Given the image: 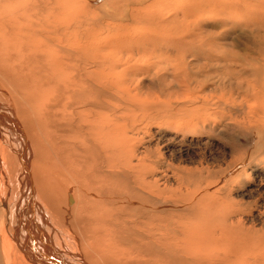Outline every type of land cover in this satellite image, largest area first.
Returning a JSON list of instances; mask_svg holds the SVG:
<instances>
[{
	"label": "rangeland",
	"instance_id": "374dc122",
	"mask_svg": "<svg viewBox=\"0 0 264 264\" xmlns=\"http://www.w3.org/2000/svg\"><path fill=\"white\" fill-rule=\"evenodd\" d=\"M49 2L105 83L110 163L168 200L191 262L264 264V0Z\"/></svg>",
	"mask_w": 264,
	"mask_h": 264
},
{
	"label": "bare ground",
	"instance_id": "6f19581e",
	"mask_svg": "<svg viewBox=\"0 0 264 264\" xmlns=\"http://www.w3.org/2000/svg\"><path fill=\"white\" fill-rule=\"evenodd\" d=\"M48 3L0 0L1 263L193 264L168 200L110 163L106 76L89 79L91 49Z\"/></svg>",
	"mask_w": 264,
	"mask_h": 264
}]
</instances>
